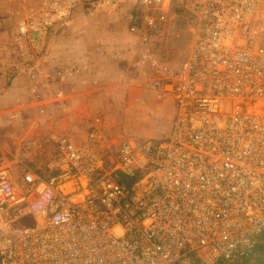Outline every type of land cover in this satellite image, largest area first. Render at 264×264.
Wrapping results in <instances>:
<instances>
[{"label":"built area","instance_id":"built-area-1","mask_svg":"<svg viewBox=\"0 0 264 264\" xmlns=\"http://www.w3.org/2000/svg\"><path fill=\"white\" fill-rule=\"evenodd\" d=\"M123 1L38 0L8 28L0 63L47 86L34 32L86 5ZM169 2H138L145 35L135 71L172 105L171 130L114 141L96 119L83 140L52 141L37 170L0 155V264H226L255 250L264 236V0H187L193 41L178 63L149 40L166 31Z\"/></svg>","mask_w":264,"mask_h":264},{"label":"rangeland","instance_id":"rangeland-1","mask_svg":"<svg viewBox=\"0 0 264 264\" xmlns=\"http://www.w3.org/2000/svg\"><path fill=\"white\" fill-rule=\"evenodd\" d=\"M17 1L21 0H0V13L5 12V15H0V18L4 19L0 21L4 31L11 26L7 24L8 12L16 6ZM24 1L29 10L35 9L37 0ZM164 1L167 0H161ZM169 1L166 5L169 10L166 31L162 36H151L149 40L158 42L163 60L178 63L188 55L193 41L194 22L191 11L187 10L185 5H181L179 0ZM138 2L139 0H124L119 5L106 7L89 4L75 15L60 18L48 27L35 31L34 38L37 37V41L32 51L48 83L47 86L40 85L39 88L38 85L34 87L31 82L29 83L37 91L35 94L40 97L38 101H33V95L28 94L31 87L24 74L11 70L10 63L5 60L0 63L2 66L0 82L3 84L0 87V115H10L2 120L8 123V127L14 128L0 129V155L14 157L19 161L24 160L26 165L37 170L43 167L44 161L50 157L51 142L59 136L69 135L84 139L82 129L88 124L87 118L81 117V112H76L74 120L67 129L62 127L61 132L48 129L54 124L46 126L47 129H20L17 122H27L30 114L36 115L45 107L47 116L44 122L47 125L52 120L49 112L52 111L51 108L55 109L58 102L68 101L64 97L71 91L69 84L74 78L64 77V68L73 64L86 65L89 63L88 60L93 58L98 61L103 58L102 63L113 77L111 81H107L104 77L105 82L114 85L101 87L102 81L94 85L87 82L82 85L85 91L81 95L92 94L97 98L103 92H109L103 94L93 104L92 109L96 116L92 121L98 119L103 127L109 129L110 140L133 138L142 141L161 138L171 130L172 106L170 107L166 100L158 99L156 94L145 86L143 81L145 78L135 71V61L141 48V40L145 35L140 30ZM5 25H9L8 28ZM87 33L90 35L86 36ZM103 35L106 37L108 51L103 50L101 53L100 47L104 45ZM93 39L97 47L90 52L89 44ZM72 50H76L77 53L74 54ZM75 58L81 60V63L75 61ZM90 84L93 86H89ZM48 87L51 88L50 91H47ZM53 90L61 91L64 96H57ZM21 113L26 115L23 120L19 117ZM71 127L75 129H70ZM29 146H31L28 151L32 161L25 151ZM37 157L40 159L39 162L35 159ZM261 238L264 236L257 242L254 251L257 257L252 264H264V242H260Z\"/></svg>","mask_w":264,"mask_h":264},{"label":"crops","instance_id":"crops-1","mask_svg":"<svg viewBox=\"0 0 264 264\" xmlns=\"http://www.w3.org/2000/svg\"><path fill=\"white\" fill-rule=\"evenodd\" d=\"M25 3L26 2L24 0L17 1L16 6L14 8L12 7L11 10L8 12L7 24L8 23L12 24V23L16 22L18 19V18H16L17 15L18 16L29 15L34 10H36L38 7V0L36 1L35 9L32 11L28 9V7H27L28 5H26ZM0 15L1 16L5 15V12L0 13ZM1 20L4 21V19L0 18V21ZM5 26H7V25H5ZM5 26H3V27H5ZM8 26H7V28H8ZM0 31H2L4 33L3 34L2 32H0V33H2V35H0V42L7 41V38H8L7 37V31H4V28H2L1 25H0ZM89 35H90V33H87L86 36H89ZM103 36H104V39L102 42L104 43V45L102 47H100V51H102L101 53H103V50H107L106 37H105V35H103ZM96 47H97V45L94 43V39H93L92 43L89 44L88 50L91 52ZM72 52L74 54L77 53L76 50H72ZM75 59H76L75 61H77L78 63H81V60H78L77 58H75ZM92 60H94V61H92ZM92 60L89 59L88 60L89 63L86 64V65H89V67H90V70L88 72L85 71L80 76L75 77L73 80L70 81L69 86H70L71 91L67 93L68 95L66 97H64V98H67L68 101H65V103L58 102L55 106V109L48 107V108L52 109V111H49L50 115H51L50 118H52V120L49 121L47 125L44 122V118H46V116H47V113H46L47 110L44 107V109L42 111L43 114H41L42 112L38 111L36 115L30 114L27 122H25V123L17 122L18 128H20V129H47L48 127H46V126H49V124L50 125L54 124L48 129H56L54 132H61V131H63V130H61L62 127H65V129L68 128L70 122H72L74 120L76 112H81V114H80L81 117L84 119L87 118V124L92 125L93 124L92 120H94L95 116H96V114L93 113L94 112L92 109L93 104H95V101L98 100L103 94H107L109 92L105 91L101 94L100 97H97V98L92 94L81 95V93L83 91H85V89L82 88L83 87L82 85H84L87 82H88L87 84L92 83L94 85L95 83L101 82V81H102L101 87H107L110 85H114V84H110V83L105 82V78L107 81H111L113 79V77L110 76L111 74L109 73L107 67L102 63L103 58H100L99 61L96 60L95 58H93ZM0 67H2V66H0ZM92 84H90L89 86H93ZM2 85L3 84L0 82V87ZM89 93H91V91H89ZM44 110H46V111H44ZM0 111H1V109H0ZM8 116H10V115H8ZM8 116L0 115V129H4V128L14 129L13 127H8L9 126L8 123L4 122L2 120L3 118H7ZM42 118H43V120H42ZM29 121H31V123H28ZM70 129H75V128L71 127ZM101 129H106L105 127H103V124H101ZM36 134H38V133H36ZM78 139H80V141L83 140L82 138H78ZM25 151H26L27 156H29V160L32 161V158L30 157L31 155H29V151H27V150H25ZM33 153H34V150L32 151V154ZM23 155H24V153H23ZM35 159L37 161L40 160L38 157ZM260 242L261 243L264 242V238H261ZM255 250H256V248H255ZM254 251L248 257V259H246L244 261H238V262L226 263V264H252L254 262L253 261L254 258L257 257V255Z\"/></svg>","mask_w":264,"mask_h":264},{"label":"trees","instance_id":"trees-1","mask_svg":"<svg viewBox=\"0 0 264 264\" xmlns=\"http://www.w3.org/2000/svg\"><path fill=\"white\" fill-rule=\"evenodd\" d=\"M180 1V3H181V5H185L186 6V3H187V0H179ZM170 104V103H169ZM172 105L170 104V107H171ZM171 116H172V120H171V122L173 121V118H174V109L171 107ZM29 148H31V146H29V147H27L26 148V150L28 151L29 150ZM134 180L135 179H127V178H124V177H119V179H118V182L120 183V184H122V185H126V186H128V185H130L132 182H134Z\"/></svg>","mask_w":264,"mask_h":264}]
</instances>
